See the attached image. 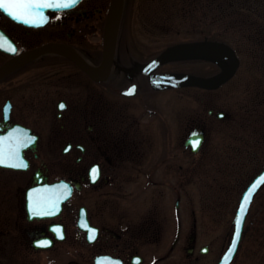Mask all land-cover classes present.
<instances>
[{
	"label": "flooded vegetation",
	"instance_id": "flooded-vegetation-1",
	"mask_svg": "<svg viewBox=\"0 0 264 264\" xmlns=\"http://www.w3.org/2000/svg\"><path fill=\"white\" fill-rule=\"evenodd\" d=\"M110 3L82 0L51 12L50 21L39 27L0 11V19L10 22L0 20V27L17 53L64 42L99 65ZM128 6L122 0L114 60L106 74L93 77L69 57L49 51L0 78L10 93L0 112V137L12 132L18 152L0 163V264H191L210 249L199 244L198 222L191 221L185 202L195 153L187 141L197 130H204L203 144L207 139L205 106L192 112L187 104L175 125V114L166 111L171 90L193 85H167L166 75L181 72L156 71L157 59L173 45L148 61L135 53ZM96 40L97 47L91 44ZM0 52V64L13 56ZM211 54L225 56L209 50L188 56L207 60ZM221 84L194 87L216 90ZM53 91L57 95H50ZM54 109L57 118L47 120L41 113ZM207 113L215 115L212 108ZM24 127L29 131L15 135ZM8 147L0 145L5 153ZM263 188L249 212L256 198L264 197ZM68 190L69 197L60 201Z\"/></svg>",
	"mask_w": 264,
	"mask_h": 264
},
{
	"label": "rangeland",
	"instance_id": "rangeland-1",
	"mask_svg": "<svg viewBox=\"0 0 264 264\" xmlns=\"http://www.w3.org/2000/svg\"><path fill=\"white\" fill-rule=\"evenodd\" d=\"M125 1L129 3L126 22L130 24L131 46L141 59L148 61L168 46L204 37L230 44L239 57L234 75L219 89L192 86L171 90L174 98L166 107L175 114L177 126L178 115L187 104L192 112L205 106L208 136L202 147L192 153L191 186L185 202L190 206L191 221L196 218L198 222L199 244L210 245L208 253L190 263L215 264L232 233L244 187L264 167V0ZM0 20L10 24L5 17ZM86 39L84 42L89 44ZM91 44L97 47L98 41ZM212 54L207 60L194 57L165 62L156 71L212 76L228 63L225 56L219 59L220 55ZM3 55L0 52V59ZM53 92L50 95H57ZM9 95L8 88L0 83V112ZM209 108L215 115L207 113ZM220 110L227 116L218 118ZM56 111L41 113L49 120L57 118ZM260 197L248 214L232 264H264V197Z\"/></svg>",
	"mask_w": 264,
	"mask_h": 264
},
{
	"label": "water",
	"instance_id": "water-1",
	"mask_svg": "<svg viewBox=\"0 0 264 264\" xmlns=\"http://www.w3.org/2000/svg\"><path fill=\"white\" fill-rule=\"evenodd\" d=\"M79 1L81 0H77L76 3L70 4L68 7L43 8L42 13L44 22L40 24H29L23 20H17L3 8L0 9L17 22H21L31 26H40L48 22L51 11L72 7L76 5ZM121 1L122 0H111L108 15L105 22L103 57L98 66H94L87 62L80 55V53L77 52L72 46L63 42H47L35 48L14 54L17 51V45L15 44L13 39L0 27V49L13 54L11 58L7 59L2 64H0V78L6 73H8L10 70H12L14 67H16L18 64L26 61L27 59L44 54L49 51H54L69 57L70 59L75 61L84 71H86L89 75L93 77H99L106 74L107 72H109L114 60V45L121 12ZM12 47H15L16 50L12 51ZM208 50L223 52L229 61L228 65H226L218 74L212 77H202L189 74H168L164 78L165 83L171 86L197 85L206 88H213L231 78L237 69V66L239 64V58L236 55L234 49L224 42H217L211 40L182 42L171 47L162 57L157 59V63H161L163 61L176 57L192 55ZM6 107V111L8 112V103ZM218 115H224V112L220 111L218 112ZM17 126L21 127L20 125ZM24 128L26 129V131L17 130L15 135L29 131L28 128ZM194 132L198 134L195 138L193 136ZM8 134L9 133H7L6 135L8 136ZM203 140L204 130H197L193 131L190 134L187 143H190L192 146V151L196 152L202 146ZM15 142H17L16 139ZM5 145L8 144H4L3 146ZM263 184L264 168L251 180V182L247 185L241 196L239 206L233 219L234 231L232 234L231 242L217 264H230V262L235 257L240 245V241L242 239L244 223L247 213L249 211L250 204L253 200L255 193ZM69 194L70 190L67 191V193L63 196V198H61L60 201L66 199Z\"/></svg>",
	"mask_w": 264,
	"mask_h": 264
},
{
	"label": "snow or ice",
	"instance_id": "snow-or-ice-1",
	"mask_svg": "<svg viewBox=\"0 0 264 264\" xmlns=\"http://www.w3.org/2000/svg\"><path fill=\"white\" fill-rule=\"evenodd\" d=\"M77 0H0V8L6 10L12 17L17 20H23L29 24H40L44 22L42 9L68 7L70 4L76 3ZM15 51V47H12ZM135 86H133L134 88ZM133 89H128L131 92ZM63 107V105H61ZM197 133H193L194 138ZM195 142V140H194ZM15 139L13 133H9L7 137H0V145L8 144V151L5 153L0 148V163H8L10 160L18 156L14 145ZM5 155L7 159H5ZM43 243V242H38Z\"/></svg>",
	"mask_w": 264,
	"mask_h": 264
}]
</instances>
